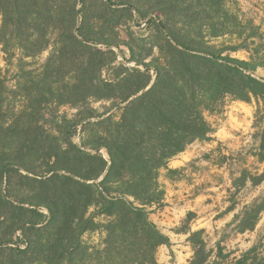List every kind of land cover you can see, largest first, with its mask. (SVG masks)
<instances>
[{"label": "rangeland", "instance_id": "rangeland-1", "mask_svg": "<svg viewBox=\"0 0 264 264\" xmlns=\"http://www.w3.org/2000/svg\"><path fill=\"white\" fill-rule=\"evenodd\" d=\"M43 1L52 6L56 23L48 34L28 30V41L6 52L0 41V264H66L60 259V237L66 235L61 231L63 208L77 207L82 214L86 200L84 188L66 178L81 184L83 177L98 178L88 184L101 185L111 165L112 142L120 136L122 121L130 124L133 112L124 114L125 107L142 92L130 96L148 76L155 81L153 66L170 67L186 57L170 34L193 50H222V56L247 62L264 57V0ZM66 31L77 40L66 38ZM46 37L51 43L43 47ZM134 70L149 73L142 77ZM254 77L264 78V67ZM219 104L204 112L213 133L195 140L159 171L165 197L151 209L150 218L170 236L172 247L158 248L157 264H188L194 256L190 237L197 231L203 230L210 246L224 240L237 255L264 235V214L253 232L236 234L227 227L240 206L264 191V183L243 186L244 179L264 172V96L227 94ZM70 128L76 130L74 137ZM33 143L26 158L36 176H29L46 187L23 179L28 173L19 167L9 186L1 163ZM101 158L108 163L102 176ZM51 168L57 172L50 173ZM37 194L56 201L58 230L46 229L53 217L47 205L38 210L19 203ZM233 198L239 206L229 211ZM84 215L97 226L77 236V260L84 258L82 245L100 249L104 238L97 209Z\"/></svg>", "mask_w": 264, "mask_h": 264}, {"label": "trees", "instance_id": "trees-1", "mask_svg": "<svg viewBox=\"0 0 264 264\" xmlns=\"http://www.w3.org/2000/svg\"><path fill=\"white\" fill-rule=\"evenodd\" d=\"M81 2L84 3L85 0ZM0 5L5 9L4 24L0 30V41L5 52L8 47L21 46L28 41L24 38L28 30L36 33L40 28V33L47 30L48 34L55 23L50 13L52 6L43 0H0ZM63 33H66L63 34L66 38L77 40L73 32ZM33 36L34 34L28 35L30 38ZM169 37L183 49L182 53L186 57L170 67L153 66L152 69L157 73L155 81L148 76L146 82L140 84L130 96L142 92L125 107L124 114L133 112L130 121L127 120L130 124L124 125L122 121L118 130L119 138L111 137L115 139L111 145V165L101 185L88 184L98 178L83 177L85 182L82 184L71 177L66 178L79 184L86 192V200L81 206L82 214L77 207L63 208L65 211L61 217V231L66 230V235L60 237L63 248L60 259L64 257L66 264H157L158 248L162 245L172 247L170 236L150 218L151 209L164 202L165 192L159 182L160 169L165 168L171 158L184 152L195 140L213 133L211 125L205 120L204 112L218 107L224 95L231 94L241 99L264 96V78L254 77L257 69L264 67V57L261 62L242 61L222 56V50H193L189 42L172 34ZM81 38L88 41L82 35ZM36 42L32 40L30 43ZM42 43L46 47L51 42L46 37ZM195 52L199 55L195 56ZM134 71L142 77L149 73ZM124 118L123 116V120ZM68 131L71 137L75 136V128ZM8 133H12V126ZM134 138L136 141L131 143L130 140ZM34 148V143L29 144L25 153L16 152L13 160L1 163L2 174L8 178L9 186L12 184L13 173L19 172L16 167H19L28 173L26 176L21 175L23 179L33 184L38 183L41 188L46 187L45 182L29 176H36V169L31 167L26 158ZM262 150L264 151V131ZM43 155L47 158L45 153ZM261 160L264 161V156ZM101 164L104 165L102 176L108 163L101 158ZM49 171L56 173L57 168ZM248 182L256 186L262 185L264 172L244 179L243 186ZM32 197V201L21 199L19 203L31 204L38 210L47 205L53 217L46 229L58 230L59 226L54 225L58 212L56 201L48 194ZM231 201L233 206L229 211H235L239 205L234 198ZM69 202L74 203L71 199ZM91 207H95L101 214L104 238L100 249L82 245L84 258L77 260V248L81 249L77 236L79 238L81 234L93 231L97 226L91 216L87 218L84 215ZM263 214L264 191L251 202L240 206L227 227L236 234L253 232ZM69 240H72L71 246L67 244ZM190 242L194 248V256L188 264H264V235L251 247L238 251V255L236 250L223 245L224 240L210 246L203 236V230L192 233ZM74 245L78 247L75 248Z\"/></svg>", "mask_w": 264, "mask_h": 264}]
</instances>
